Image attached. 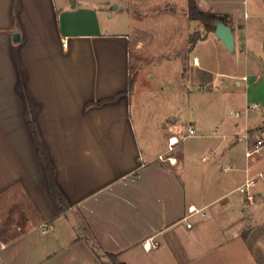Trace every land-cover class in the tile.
<instances>
[{"label": "crops", "instance_id": "obj_1", "mask_svg": "<svg viewBox=\"0 0 264 264\" xmlns=\"http://www.w3.org/2000/svg\"><path fill=\"white\" fill-rule=\"evenodd\" d=\"M195 3L232 28L233 51L189 17L188 0H0V264L23 249V264H264V184L252 201L235 191L254 163L233 138L248 119L224 138L210 131L211 149L225 143L214 164L241 172L228 188L213 165L187 169L182 145L168 154L174 134L137 127L132 115L135 65L161 34L182 39L170 61L189 71V126L207 127L220 87L259 105L250 89L264 80V1ZM180 4L182 26L170 17ZM192 205L200 211L185 219Z\"/></svg>", "mask_w": 264, "mask_h": 264}, {"label": "rangeland", "instance_id": "obj_2", "mask_svg": "<svg viewBox=\"0 0 264 264\" xmlns=\"http://www.w3.org/2000/svg\"><path fill=\"white\" fill-rule=\"evenodd\" d=\"M162 1L163 0H142L143 5L149 8L150 5H152V8H156ZM176 1L180 2L181 0ZM181 7L180 4L177 12L170 14L171 21L176 19L180 22L179 26L183 25ZM115 19L116 17L106 19L105 21L113 23ZM140 24L144 27L147 26L146 22H141ZM171 36L173 37L169 38L161 34L155 40L149 38L146 43L149 55L147 54V56H144L142 63L138 62L137 66L135 65L138 70L136 76L138 96L135 106L136 111H134L133 108L132 115L135 118L137 127L142 125L147 130L151 131V133L163 129L166 134H174L181 139L182 135L187 131L189 124L195 122L197 107L194 105L192 95L189 96L193 87L191 85V79L189 78L188 69L187 72L183 73L180 67L177 68V63L170 61V59L175 57L173 54V52L176 51L175 48L182 42L181 36L180 38L179 36L174 37V34H171ZM132 68L131 73L133 75L135 73L134 64H132ZM221 89L224 88L220 87V89L217 90L218 99L216 113L212 115L207 127H199L196 125L194 128L196 133L183 140L181 139L179 144L174 147V150L168 154H175L177 146L182 145L188 151L185 153L184 158L188 166L191 167L187 169H191L192 166H195L198 171H202L203 174L206 175V170H208L210 165H213L211 167L212 173H215L216 176L224 177L228 188H231L241 181V177L238 176L241 172L223 171L222 167L225 166L226 163L222 161L214 164V161L219 157L224 148L225 143L222 142L217 147L216 154L211 157V159L202 161L201 157L208 154L212 146L215 145L214 143L218 140V137L210 135L212 134L210 131L219 124L216 132L218 134L225 133L229 131V129H232L228 127L232 126L234 119L241 120L247 118L249 127H253L248 132V143L250 145L256 139L264 140V103L261 102L264 100V80L257 86L253 85L250 89V94L258 97L259 106L256 109H252L250 103L243 107L244 105L241 103V100L238 102L231 100L233 96H229L225 91L222 93L219 92L222 91ZM235 112L239 113L238 117H234ZM248 125H245V127ZM245 127L244 129L240 128L239 131L238 129L235 130L237 133L242 134L245 132ZM228 139H231V137L229 136ZM236 141H238V139ZM163 145L164 143L160 144L159 149H163ZM244 147L245 143L240 140L237 148L239 156L242 158ZM168 154L164 156H168ZM250 159L254 163L261 162L262 165H264V146H262L260 154L254 155ZM262 184H264V180L259 179L258 183L255 185L254 191L259 190L258 188ZM13 259H15L14 263L23 264L27 259V253L23 249V251L17 252ZM107 264H117V262L107 258Z\"/></svg>", "mask_w": 264, "mask_h": 264}, {"label": "built area", "instance_id": "obj_3", "mask_svg": "<svg viewBox=\"0 0 264 264\" xmlns=\"http://www.w3.org/2000/svg\"><path fill=\"white\" fill-rule=\"evenodd\" d=\"M262 5H264V3H262ZM243 79H246V77H243ZM259 105L254 103L252 104L250 107L252 109H255L257 108ZM239 116V113L238 112H235L234 113V117H238ZM217 127L218 125L213 129L212 133L214 135H218V136H221L222 138L225 137V135H219L216 131H217ZM196 133L195 129L192 127V126H188L187 128V131L182 135V140L191 136V135H194ZM233 138H236L238 140H241V141H244L247 145H246V148L244 150V157L246 159H250L252 156L254 155H258L261 153V148L262 146H264V140L262 139H256L253 141V143L248 144V140H249V134L248 132H244L240 135H235ZM177 136L175 135H171L169 138H168V141H167V152H171L174 150V147L179 144L180 140ZM216 154V150L215 149H211L209 151L208 154L206 155H203L202 156V160L205 161V160H208L210 157H213L214 155ZM159 159L161 160H168V161H171V157L170 156H167V157H164V155H159L158 156ZM226 169H231L230 167H227ZM245 178L243 180V182L238 185L235 189V191L240 194L245 200L247 201H252L253 198H254V186L255 184L257 183V181L259 179H262L264 178V172L260 171L257 167V164L256 163H251L249 166L245 167ZM253 171V173H251ZM188 215L185 219H187L188 217H190L192 214L194 213H197L199 212L200 210L199 209H196L193 205L192 206H189L188 209ZM188 226H190V223L187 224ZM153 244L151 242H149V240H146L144 243H143V246H145V248L149 249Z\"/></svg>", "mask_w": 264, "mask_h": 264}, {"label": "trees", "instance_id": "obj_4", "mask_svg": "<svg viewBox=\"0 0 264 264\" xmlns=\"http://www.w3.org/2000/svg\"><path fill=\"white\" fill-rule=\"evenodd\" d=\"M188 14L190 18L200 20L207 30H213L214 26L212 25V22L220 19L219 16H217L214 13L198 9L195 0H188ZM200 37H201L200 34L195 33L190 36L189 40L192 43L193 41L197 40ZM117 264H124V263H117Z\"/></svg>", "mask_w": 264, "mask_h": 264}, {"label": "water", "instance_id": "obj_5", "mask_svg": "<svg viewBox=\"0 0 264 264\" xmlns=\"http://www.w3.org/2000/svg\"><path fill=\"white\" fill-rule=\"evenodd\" d=\"M213 25L216 37L223 43L227 51H233L234 33L232 28L222 21H215Z\"/></svg>", "mask_w": 264, "mask_h": 264}]
</instances>
